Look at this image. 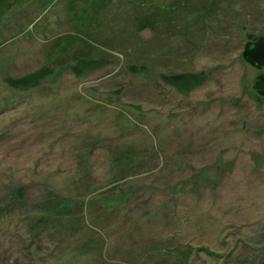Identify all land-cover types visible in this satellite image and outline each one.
<instances>
[{
  "label": "rangeland",
  "instance_id": "374dc122",
  "mask_svg": "<svg viewBox=\"0 0 264 264\" xmlns=\"http://www.w3.org/2000/svg\"><path fill=\"white\" fill-rule=\"evenodd\" d=\"M261 36L264 0H0V264H264Z\"/></svg>",
  "mask_w": 264,
  "mask_h": 264
},
{
  "label": "water",
  "instance_id": "95a60500",
  "mask_svg": "<svg viewBox=\"0 0 264 264\" xmlns=\"http://www.w3.org/2000/svg\"><path fill=\"white\" fill-rule=\"evenodd\" d=\"M242 56L246 63L261 72L253 83V90L264 98V36L247 43Z\"/></svg>",
  "mask_w": 264,
  "mask_h": 264
},
{
  "label": "trees",
  "instance_id": "16d2710c",
  "mask_svg": "<svg viewBox=\"0 0 264 264\" xmlns=\"http://www.w3.org/2000/svg\"><path fill=\"white\" fill-rule=\"evenodd\" d=\"M252 40V39H251ZM46 72L42 71L28 79H25L23 81L19 80V81H9V83L11 84V86H13L14 88H18L21 89V84L23 86V88H36L37 86L40 85V82L42 81V79L44 78Z\"/></svg>",
  "mask_w": 264,
  "mask_h": 264
}]
</instances>
